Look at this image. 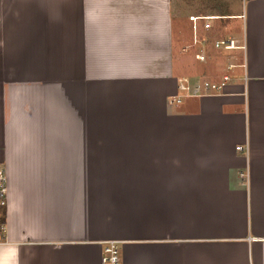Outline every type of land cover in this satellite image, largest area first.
Wrapping results in <instances>:
<instances>
[{"label": "crops", "instance_id": "obj_1", "mask_svg": "<svg viewBox=\"0 0 264 264\" xmlns=\"http://www.w3.org/2000/svg\"><path fill=\"white\" fill-rule=\"evenodd\" d=\"M224 1L242 71L177 100L221 76L183 57L189 3L0 0V264H101L109 239L122 264H264V0Z\"/></svg>", "mask_w": 264, "mask_h": 264}, {"label": "built area", "instance_id": "obj_2", "mask_svg": "<svg viewBox=\"0 0 264 264\" xmlns=\"http://www.w3.org/2000/svg\"><path fill=\"white\" fill-rule=\"evenodd\" d=\"M221 14L206 13V14H191L189 19L192 22L193 41L192 43L182 44L180 49L182 51H188L192 46L198 43L203 44L201 47L203 51H195V57L199 60H205V48L206 41L211 40V43L217 50H221L226 56V66L221 76L218 79L212 78H194L191 79L187 76H183L178 84L180 94L177 96V100L180 99V95H200L208 92H218L223 88L225 83L231 79V71L238 66H244L245 61L236 62L233 55L229 52L234 49H244V42L241 43L240 39L233 36H215L211 37L215 28L213 27V20L223 17ZM203 29L208 33L199 35V30ZM228 51V52H227ZM230 70V72L228 71ZM237 149H243L241 144L236 145ZM8 205L7 197V172L5 163L0 160V243L7 240L6 238V210ZM101 264H122L119 240L109 239L104 241L102 252L100 255Z\"/></svg>", "mask_w": 264, "mask_h": 264}, {"label": "rangeland", "instance_id": "obj_3", "mask_svg": "<svg viewBox=\"0 0 264 264\" xmlns=\"http://www.w3.org/2000/svg\"><path fill=\"white\" fill-rule=\"evenodd\" d=\"M183 2L185 1L186 3H189V5H192L194 11H198L199 13H212V12H219V11H225L227 10L228 6L225 3L224 0H182ZM228 1V0H226ZM241 3V1H239ZM230 3V1H229ZM230 8H231V3H230ZM239 10H242V6L240 5ZM222 15V14H221ZM187 18V14H186ZM241 19L243 21V18L238 19L240 28L242 30V23ZM230 18H217L213 20V27L215 28V31L217 30H222L224 32L222 33H229L232 32V24L230 23ZM237 21V19H234ZM187 24H184V41L186 42H191L192 41V36H191V27H190V21L186 19ZM227 25V26H226ZM235 31V30H234ZM227 33H225L227 35ZM244 32H242L243 34ZM199 35H203V31L199 30ZM241 40V39H240ZM244 42L243 38L241 40V43ZM207 47L210 48V53L212 54L211 60H199L195 58L194 56V51L197 49V46H193L189 51L184 52L183 57L186 56L188 58V68H194L195 73H200L201 70L205 73H213V75H221L223 70H225L226 66V56L224 53H222L221 50H217L213 46L211 42L208 41ZM209 50V49H208ZM199 51V49H197ZM228 52V51H227ZM231 54L234 53L236 56H239V53H242V49L238 48L235 49L234 52L233 50L229 51ZM54 56L58 54V56H70L71 57V49H55L53 51ZM47 56V54H45ZM233 55V54H232ZM182 58V57H181ZM238 59L236 58L235 61ZM55 68V67H54ZM234 74L242 71L241 67H235L234 68ZM230 72V70H228ZM192 73V72H191ZM217 76V77H218ZM210 77V76H209ZM216 77L212 76V79H215Z\"/></svg>", "mask_w": 264, "mask_h": 264}, {"label": "trees", "instance_id": "obj_4", "mask_svg": "<svg viewBox=\"0 0 264 264\" xmlns=\"http://www.w3.org/2000/svg\"><path fill=\"white\" fill-rule=\"evenodd\" d=\"M223 14H228L227 12H223Z\"/></svg>", "mask_w": 264, "mask_h": 264}]
</instances>
